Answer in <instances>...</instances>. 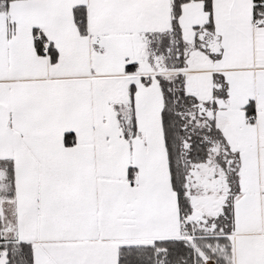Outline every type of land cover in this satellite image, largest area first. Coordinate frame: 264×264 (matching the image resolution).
I'll list each match as a JSON object with an SVG mask.
<instances>
[{"label": "snow or ice", "instance_id": "obj_1", "mask_svg": "<svg viewBox=\"0 0 264 264\" xmlns=\"http://www.w3.org/2000/svg\"><path fill=\"white\" fill-rule=\"evenodd\" d=\"M0 264H264V0H0Z\"/></svg>", "mask_w": 264, "mask_h": 264}]
</instances>
